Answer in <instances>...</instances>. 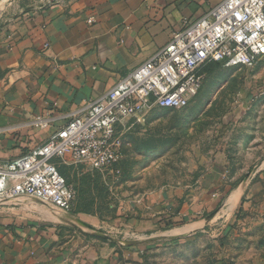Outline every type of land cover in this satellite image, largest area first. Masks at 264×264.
Here are the masks:
<instances>
[{
    "label": "rangeland",
    "instance_id": "374dc122",
    "mask_svg": "<svg viewBox=\"0 0 264 264\" xmlns=\"http://www.w3.org/2000/svg\"><path fill=\"white\" fill-rule=\"evenodd\" d=\"M126 138L121 174L58 161L76 190L70 207L25 203L39 206L32 264H264V58L252 68L210 65L189 106L152 109ZM203 185L210 204L177 214ZM197 217L201 229L174 233Z\"/></svg>",
    "mask_w": 264,
    "mask_h": 264
},
{
    "label": "crops",
    "instance_id": "0c3cea01",
    "mask_svg": "<svg viewBox=\"0 0 264 264\" xmlns=\"http://www.w3.org/2000/svg\"><path fill=\"white\" fill-rule=\"evenodd\" d=\"M222 1L0 0V164L44 143L70 112L105 94L166 46L185 18L196 19ZM37 117L51 122L46 128L31 126ZM212 190L192 188L177 214L190 217L203 210ZM27 202L41 204L0 203V264H32L34 250L40 253V231L30 222L39 206ZM197 218L174 233L201 229L205 223Z\"/></svg>",
    "mask_w": 264,
    "mask_h": 264
},
{
    "label": "built area",
    "instance_id": "2783aa9c",
    "mask_svg": "<svg viewBox=\"0 0 264 264\" xmlns=\"http://www.w3.org/2000/svg\"><path fill=\"white\" fill-rule=\"evenodd\" d=\"M262 58L264 0H224L196 19L185 18L166 46L70 112L44 143L0 164V203L31 199L70 207L76 190L60 172L59 160L121 174L126 135L154 108L189 106L203 86L204 65L252 68ZM50 122L37 117L30 125L46 128Z\"/></svg>",
    "mask_w": 264,
    "mask_h": 264
},
{
    "label": "bare ground",
    "instance_id": "6f19581e",
    "mask_svg": "<svg viewBox=\"0 0 264 264\" xmlns=\"http://www.w3.org/2000/svg\"><path fill=\"white\" fill-rule=\"evenodd\" d=\"M241 194H242V187H236L233 191H232V193H231V196H229L230 198H229V200H228V205H229V208H232V207H234L236 204H237V202L239 201V199H240V197H241ZM55 218H58V219H63V220H65L64 219V217H62V216H57V215H55L54 213H51ZM52 216V217H53ZM78 220V219H77Z\"/></svg>",
    "mask_w": 264,
    "mask_h": 264
},
{
    "label": "trees",
    "instance_id": "16d2710c",
    "mask_svg": "<svg viewBox=\"0 0 264 264\" xmlns=\"http://www.w3.org/2000/svg\"><path fill=\"white\" fill-rule=\"evenodd\" d=\"M213 64H220V65H222L221 63H218V62H209L208 64H206V65H204V66L202 67L201 72L205 74L206 71L208 70L209 66H210V65H213ZM222 66H223V65H222ZM229 68H233V67H229ZM128 135H129V134H127L126 137H128ZM127 141H128V139H127ZM128 142H129V141H128ZM59 170H60V172L65 176V173L63 172V170L60 169V167H59ZM65 177H66V176H65ZM66 179H67V178H66ZM179 217H181V216L171 217L170 220H171L172 222H176V224L178 223V225H179V224H182V223L184 222V219H183V217H181V218L179 219ZM174 218H178V220L175 219V221H174Z\"/></svg>",
    "mask_w": 264,
    "mask_h": 264
}]
</instances>
